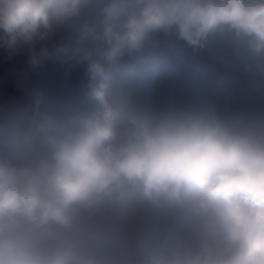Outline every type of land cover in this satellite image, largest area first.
Returning <instances> with one entry per match:
<instances>
[{"label":"clouds","instance_id":"9594fccd","mask_svg":"<svg viewBox=\"0 0 264 264\" xmlns=\"http://www.w3.org/2000/svg\"><path fill=\"white\" fill-rule=\"evenodd\" d=\"M0 31L54 69L0 106V264H264V0H0Z\"/></svg>","mask_w":264,"mask_h":264},{"label":"trees","instance_id":"16d2710c","mask_svg":"<svg viewBox=\"0 0 264 264\" xmlns=\"http://www.w3.org/2000/svg\"><path fill=\"white\" fill-rule=\"evenodd\" d=\"M3 33L0 31V36H2ZM8 62H12L14 65V71L12 72V76L15 79V81H22V96L23 99L25 98L26 89L29 86V84L33 80H40L42 82H47L49 73H54L53 66H49L47 69L44 70V72L41 74L40 77L36 76H29L28 71V54L26 51H21L17 54H11L9 55L5 49L0 47V65H3L4 67L7 66ZM0 106H2L0 102Z\"/></svg>","mask_w":264,"mask_h":264},{"label":"crops","instance_id":"0c3cea01","mask_svg":"<svg viewBox=\"0 0 264 264\" xmlns=\"http://www.w3.org/2000/svg\"><path fill=\"white\" fill-rule=\"evenodd\" d=\"M226 79L229 81V84L232 89L234 90H240L243 87V77L241 74L235 70L230 69L225 73ZM22 81H17V88L14 90L13 94L11 96L7 95H0V102L3 105L8 104L11 105L13 103H18L23 100L22 96ZM255 106H264V99L258 98L255 101Z\"/></svg>","mask_w":264,"mask_h":264}]
</instances>
